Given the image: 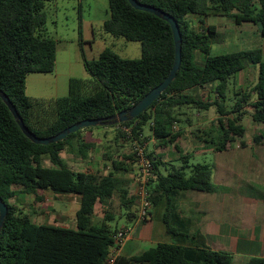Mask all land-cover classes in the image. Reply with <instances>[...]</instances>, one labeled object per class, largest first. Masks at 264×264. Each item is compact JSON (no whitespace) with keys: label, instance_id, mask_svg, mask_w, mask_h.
I'll use <instances>...</instances> for the list:
<instances>
[{"label":"trees","instance_id":"trees-1","mask_svg":"<svg viewBox=\"0 0 264 264\" xmlns=\"http://www.w3.org/2000/svg\"><path fill=\"white\" fill-rule=\"evenodd\" d=\"M50 1L55 0H0V91L8 97L28 132L39 138L55 136L84 120H100L103 124L80 129L56 143L37 145L22 133L0 99V200L7 207L0 231V264L104 262L118 231L109 224L114 220L108 211L114 198H118L127 222L136 218L132 212L136 197L118 176L130 168L121 159L105 155L110 169L106 175H99L71 169L61 157L66 152L77 161H86L95 143L87 141L83 133L102 127L115 128V141L123 138L140 146L146 128L158 147L173 146L178 160L184 161L175 167L153 152L144 153L152 167L145 189L154 211L162 214L165 233L154 247L129 258L117 256L114 264H235L231 252L212 250L199 231L189 234L188 229L173 223L178 216L179 196L189 191L212 194L224 190L212 184L209 165H189V156L180 154L176 142L181 133L174 127L180 122L182 107L204 111L215 107L217 141L212 148L223 151L228 143L243 137L245 128L240 117L244 113L240 112L245 105L252 110L251 120L262 126L253 142H264L262 52L252 49L210 56L211 45L219 35L214 25L205 23L210 15L226 16L236 25L259 26L264 36V0H136L174 18L181 35V64L159 99L135 119L121 123L116 122V116L128 111L168 76L174 61L170 26L153 14L133 9L127 0H107L110 16L103 23L104 31L114 38L139 43L140 58H122L106 49L97 59L84 61L87 79L68 80L67 96L28 97L26 77L51 74L55 68L56 40L46 34L43 13L44 3ZM194 20L199 27H195ZM249 66L257 68L256 81L246 91L235 92L234 111H227L230 81ZM195 88H211L216 98L202 101L187 94ZM231 113L237 115L228 117ZM198 133L212 136L211 131ZM185 169H189L188 177ZM39 190L53 196H79L74 228L36 225L13 202L19 195H35ZM100 207H105L104 216L94 223L95 210ZM244 264H264V256H250Z\"/></svg>","mask_w":264,"mask_h":264},{"label":"rangeland","instance_id":"rangeland-1","mask_svg":"<svg viewBox=\"0 0 264 264\" xmlns=\"http://www.w3.org/2000/svg\"><path fill=\"white\" fill-rule=\"evenodd\" d=\"M43 13L46 17V34L56 40V61L54 72L51 74H30L26 77L25 95L37 98L65 97L68 95V80L70 78L87 79L88 75L84 69V61L97 59L106 49H109L126 59L140 58V45L137 42H127L124 39L112 37L103 29V23L109 18L107 0H55L45 2ZM206 25H214L218 32L217 41L211 45L210 56L232 53L241 50L259 49L264 60V36L260 34L259 26L250 23L236 25L232 18L219 15H210L205 19ZM195 27L199 24L194 20ZM257 68L246 67L244 71L233 78L228 86V98L225 102L227 111L233 112L235 103V92H243L240 84L245 83V91L256 81ZM239 85V86H238ZM253 101V98L250 99ZM244 113L240 117V123L245 128L246 137L253 143V135L261 131V125L251 120L252 112L249 106L241 110ZM180 122L174 127V131H180L181 136L177 144L180 149L189 156V165L206 164L212 169L211 182L214 185H222L223 191L213 196L200 194L208 197L205 204L200 205L202 210H207V219L221 222L232 231L231 236H238L243 232L256 229L258 233L264 232V147L254 144L253 147H242L240 140L226 145V151H212V143L216 142L215 118L218 116L215 107L212 112L206 114V119L213 118L209 124L200 123L191 116L186 107L179 110ZM185 113V114H184ZM231 113L228 117L236 116ZM202 121V120H201ZM191 127V128H190ZM195 127V128H194ZM198 131L210 132L209 136H202ZM244 134V135H245ZM87 141L95 143V148L89 153L88 159L84 162L77 161L72 154L64 152L61 154L64 162L74 170L88 173L106 175L109 171L110 162L105 155L113 159H121L129 166L128 172H121L118 176L124 181L125 187L130 194L135 196L141 169L138 158L135 154V147H142L145 154L153 152L164 162H173L175 167L181 166L184 161L178 160V154L173 146L167 145L158 147L157 142L150 138V134L144 128L141 138L142 145L138 142H130L127 139H116L115 128L102 127L92 129L83 133ZM243 135V136H244ZM196 137L202 140L198 142ZM247 139V140H249ZM240 144V145H239ZM245 144V143H244ZM201 145V147H200ZM236 145L239 147L236 148ZM204 150L201 154L198 150ZM244 148V149H243ZM240 155L241 159L238 158ZM131 159H126L130 157ZM247 156V161L242 160ZM236 164L229 172L225 171L224 164ZM223 169V170H222ZM186 176H189V169H185ZM228 177H227V175ZM199 195V194H198ZM197 195V196H198ZM136 197V196H135ZM199 197V196H198ZM229 198H232L231 200ZM206 200V198H204ZM19 208L28 215L36 225L46 224L54 226L72 227V215L78 204L72 195L53 196L50 192L39 190L35 195H19L13 200ZM75 203V204H73ZM138 204L137 197L135 199ZM73 204V205H72ZM108 211L114 217L110 226H122L126 224L124 216L120 213L118 198L115 197ZM100 209L96 210L94 221L99 222L101 218ZM233 226V227H232ZM229 235V236H230ZM229 252V251H228ZM235 264H244L248 253H232ZM264 255V251L259 253Z\"/></svg>","mask_w":264,"mask_h":264},{"label":"crops","instance_id":"crops-1","mask_svg":"<svg viewBox=\"0 0 264 264\" xmlns=\"http://www.w3.org/2000/svg\"><path fill=\"white\" fill-rule=\"evenodd\" d=\"M237 75L234 78H238ZM240 86H241L240 88L243 89V91H245L244 89L247 87L246 84L241 83ZM187 94L192 97L201 99L202 101H205L208 98H211V99L216 98L215 95L211 93V88H195V89L188 91ZM186 109L189 110L191 116L196 118V120L197 119L200 120V123L198 122V124L197 123L194 124L195 127L202 123L203 125L209 124L214 119V117L206 119V114L209 112H212L213 107H211L208 111L195 110L190 107H186ZM257 130L258 132L251 134L253 135V137L256 135H259V133L261 132L259 131L260 130L259 128H257ZM261 130H262V126H261ZM195 139H197L198 142H200L198 138H195ZM238 139L240 140V142L243 143L242 147L244 148L253 147L254 144L255 145L258 144L259 146L264 147V142L251 143L250 139L246 137V134L243 137L238 138ZM204 147L205 149L198 150L197 152L201 154L204 150H207L206 148H210L211 146L210 147L204 146ZM230 148L226 149L225 147V150L223 151H226ZM236 148L238 149L239 147L236 145ZM212 151H214L213 148H212ZM180 154H185L182 148L180 149ZM177 156L179 158V154ZM242 157H243L242 160L247 161V156H242ZM238 158L241 159L240 155L238 156ZM235 164H236V160H234V163L230 162L229 164L227 163L224 164L223 166L225 168V171L223 172L222 175H225L226 172H229V176H230V173L232 171V169L230 168L234 167ZM219 186H222V185H219ZM201 193L207 194L203 192L189 191L185 193L184 195L179 196V198L177 199L178 216L173 219L174 225H177L178 227H182L183 229H188L189 234H194L195 232L199 231L204 236L207 246L212 250L229 251L231 253H243L244 252V253H248L249 256H264V255L259 254L264 251V232H262L260 236V234L258 233V231H256L255 228L254 229L251 228V230L248 232H243V234L240 233L238 238H236V236L233 237L230 234L229 236L228 233L232 231L230 227H227L221 222L219 223V222L210 221L209 219H207L208 211L202 210L200 205L205 204L206 201H208V197H204V195H200ZM216 193H212L209 196H213ZM72 196L74 197V201H76L75 203L78 204V207H79V196H76V195H72ZM204 198H206V200ZM229 199L231 200L232 198H229ZM98 209H100V214H101L98 218H101L102 220L104 216L103 211L105 210V207H100ZM72 210H73L72 227H74L75 226V222H74L75 213L78 210V208L77 209L74 208ZM96 210L93 216L94 223H95L94 218H95ZM136 210H137V205L135 203L132 207V212L135 215H136ZM120 214L122 217L123 213H120ZM161 216L162 214H157L156 211H154V209L152 208V211H151V214L148 220L139 221L137 217L135 216L136 218L134 221L132 222L126 221V224L122 226H116L118 230L119 229L129 230V235L126 238V240L123 242V244L120 246L117 256L129 258V257L139 255L145 250L151 247H154L157 244V240L160 237H162V235H164L165 233L166 226L161 222ZM181 220H184L183 225L180 224Z\"/></svg>","mask_w":264,"mask_h":264},{"label":"water","instance_id":"water-1","mask_svg":"<svg viewBox=\"0 0 264 264\" xmlns=\"http://www.w3.org/2000/svg\"><path fill=\"white\" fill-rule=\"evenodd\" d=\"M127 2L130 4V6L133 9L137 11H142V12L153 14L156 17H159L163 21L168 23L171 29L172 38L174 42V61H173V66L168 76L164 79L162 83H160L158 86L150 90L138 103L130 107L128 111H123L120 114H118V116H116V122H119V123L130 120V119H135L141 113L145 112L154 101L159 99L160 95L169 87L171 82L176 77V73L181 64V35L179 32L178 25L176 21L174 20V18L156 8L140 4L136 0H127ZM0 99L7 106L8 110L12 114L14 120L17 122L22 133L32 143L37 144V145H48V144L56 143V142L62 141L65 137H67L68 135L72 133H75L76 131L80 129L101 126L103 124V122L100 120H84V121H81L79 123H76L74 125L67 127L66 129H64L63 131H61L55 136L48 137V138H39V137H36L34 134H31L30 132H28L23 122L19 119L18 113L16 112L15 108L11 104L10 100L1 91H0ZM6 214H7V207L0 200V231L3 226V222L6 217Z\"/></svg>","mask_w":264,"mask_h":264},{"label":"built area","instance_id":"built-area-1","mask_svg":"<svg viewBox=\"0 0 264 264\" xmlns=\"http://www.w3.org/2000/svg\"><path fill=\"white\" fill-rule=\"evenodd\" d=\"M134 151L141 167L139 171L140 179L139 181H136L138 184V187L135 191V196L137 197L138 201L136 217L139 221H146L149 219L150 213L152 211V204L145 189L149 178L152 176V167L150 162L146 159L142 147H135ZM128 235V229H119L116 232V234L113 236L114 244L109 249L108 255L102 264H114L118 250Z\"/></svg>","mask_w":264,"mask_h":264}]
</instances>
